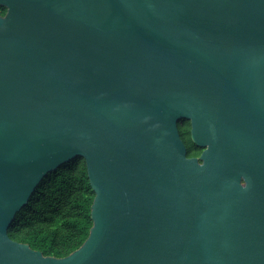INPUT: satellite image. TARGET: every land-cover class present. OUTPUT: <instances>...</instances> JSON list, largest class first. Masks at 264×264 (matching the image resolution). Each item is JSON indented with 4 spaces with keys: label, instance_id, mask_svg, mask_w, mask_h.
Listing matches in <instances>:
<instances>
[{
    "label": "water",
    "instance_id": "obj_1",
    "mask_svg": "<svg viewBox=\"0 0 264 264\" xmlns=\"http://www.w3.org/2000/svg\"><path fill=\"white\" fill-rule=\"evenodd\" d=\"M0 6V264H264V0ZM78 157L86 242L59 259L13 241Z\"/></svg>",
    "mask_w": 264,
    "mask_h": 264
},
{
    "label": "trees",
    "instance_id": "obj_2",
    "mask_svg": "<svg viewBox=\"0 0 264 264\" xmlns=\"http://www.w3.org/2000/svg\"><path fill=\"white\" fill-rule=\"evenodd\" d=\"M6 13L7 9L0 6V15ZM180 130L188 157H200L203 149L191 139L190 121H183ZM94 199L86 162L78 157L42 181L17 216L9 236L46 257L66 258L90 235Z\"/></svg>",
    "mask_w": 264,
    "mask_h": 264
},
{
    "label": "flooded vegetation",
    "instance_id": "obj_3",
    "mask_svg": "<svg viewBox=\"0 0 264 264\" xmlns=\"http://www.w3.org/2000/svg\"><path fill=\"white\" fill-rule=\"evenodd\" d=\"M191 132V131H190ZM181 134V133H180ZM203 152V151H202ZM201 156V155H200ZM195 158V157H194ZM197 158H200V157H197Z\"/></svg>",
    "mask_w": 264,
    "mask_h": 264
}]
</instances>
